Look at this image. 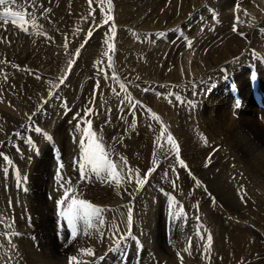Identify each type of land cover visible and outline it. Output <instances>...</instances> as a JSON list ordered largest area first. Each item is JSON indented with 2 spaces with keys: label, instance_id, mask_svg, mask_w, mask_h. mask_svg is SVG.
<instances>
[{
  "label": "bare ground",
  "instance_id": "obj_1",
  "mask_svg": "<svg viewBox=\"0 0 264 264\" xmlns=\"http://www.w3.org/2000/svg\"><path fill=\"white\" fill-rule=\"evenodd\" d=\"M9 3H11V0H9ZM9 3L0 6L1 14L6 9L13 11L14 8L12 6L14 4ZM59 6L61 7V5ZM118 8L120 11L121 9L125 11L127 9H139V19L136 25L140 30L149 29V31L154 30L162 34H170V37H167L168 41H170L168 43H164L161 39L160 41L156 40L155 44L149 42V47L148 44L146 45L142 42V44L137 46L139 44L136 42L137 40H130L127 44V48L132 47L134 49L137 46L135 47L134 56L129 57L130 52L126 54L127 64L132 65L133 60L138 61L142 54H147L151 56L154 68H157L158 71L162 69L168 72L166 73L167 75L173 76H171L174 81L172 83L177 89H171L172 93L187 94L186 96L184 95V101H181L184 103L182 105L178 104L180 102L177 103L176 100L170 103V99L169 103L164 101L166 103L165 106H160L159 103H162L161 99H157L153 103L149 99L152 96L150 90L158 88V85L162 83V79L158 78V75H155L157 78H154L153 73L152 78L154 80L152 79V82L149 81L147 86H144L146 84L143 83L142 79L132 81V86L138 85L133 91L131 86H129L131 82L127 81L128 79H123L125 80L122 81L125 83L124 86L131 90L129 92L133 95L135 101H138V99H135L137 93L140 97L139 102L143 106L149 107L151 105L149 109L154 111L152 120L149 117L147 120H143L141 117L142 119L138 118L141 122L137 123L138 120L133 122L131 114L134 111L135 117H137L136 108L127 112L128 119L123 117L126 114L125 110L120 112L119 115L118 110L116 111L114 107V110L112 108L110 110L96 105V109H91L90 102L88 103L87 101L89 106L84 102L92 94V88L87 84V79H90L89 77L94 78L97 76L96 74L100 75L102 73V70L96 69L99 66L96 63L98 59L92 58V61H90L91 55L89 56L85 53L81 54L79 58H75L73 55V51H76L74 46H68L65 49L66 51H64V47L62 44H58V41H54L55 43L52 41L43 42L40 46L36 42V39L40 36L34 29L32 30L37 35L26 37V41H23L19 39L21 35L17 32V29L21 28L16 25L17 23L0 21V27H6L7 29L6 32L2 31L3 28L0 29V34L3 37L0 46V58L10 66L22 68L23 72L33 71L34 73L35 69L40 68L35 63L41 60V56L44 55L43 50L45 48H48V50L50 48L53 49L52 66L55 67L54 64H57L58 60H60L59 66L57 65V71L62 73L67 68V74H65L68 76H65L67 81H63L64 85H60L57 90L50 91L49 94L54 96L52 99H60L63 105L59 107L52 106L63 109L66 106H72L70 103L72 102L78 109L82 105L84 107L82 109L87 112L89 117L84 121L81 119L83 117H78L75 112L70 111L69 114L63 116V113L54 111L51 115L48 114L49 120L47 119V122H40L41 124L37 126L39 129L42 128V131L38 133L35 130L32 131V126L31 130H29L22 123H18L19 121L16 122V119L14 120V117L10 114L11 112L7 111L6 106H0V153L7 155L14 167L17 168L16 174H11L12 176H10L12 178L14 176V179L10 180L11 182L0 175L6 180L8 191L7 193L4 189L5 185L1 180L2 178H0V217L3 218L2 223H0V244L9 242L10 240L8 241L4 237L7 234L21 232V228H23L22 232L24 231L27 235L23 237L24 241L17 240V238L0 246V250H11L3 256L0 254L3 257L2 260H5L7 264H35L33 261L35 252L32 240L35 242L38 228L42 226L40 236L46 239L43 242L46 245L37 244V246L49 251L48 256L52 263L69 264L70 260L67 261V259L75 256V264H108L111 259L114 261L117 259L115 262L112 261L114 264H121L126 241H121L120 237L124 239H132L134 237V235L127 234L131 230L132 232L134 231L133 228L130 229L131 224L128 223V215L126 214V212L128 213L131 210V223H135L134 220L139 219L140 222L154 225L155 228V232H152L149 236L144 234L146 233L144 230H141V233L145 235V240L143 236L134 237L136 241L142 240L145 243L141 264H144V260L147 257V247L154 251L155 257L158 259L157 264H264V237L256 230L253 232L241 226H233L234 221L238 222L237 219L239 218L244 222L252 221V218L264 222V193L263 196L260 195L262 198L251 194L254 198V203L245 202L251 190L249 191L248 189L246 191L242 186V190L244 189L246 192L240 198L238 197L239 195H236L239 191L237 193L235 186L240 181L242 182L248 178L242 179V177L239 181L238 174H234V172L238 173V167L242 171L245 170L246 173L250 172L257 180L254 181L252 179L254 185L256 184L264 189V121L247 118L245 114L249 117L253 112L248 108L239 110L240 114L238 110H235V113L230 111L229 102L224 100L225 92H228L229 89L224 92L223 90L219 91L217 88L212 94H207L215 84L220 87L217 82H207L210 78L216 76V72L219 73L231 66L237 67L239 72H234L233 80L241 82L242 95H245L250 74L244 76V73L250 72L249 65L254 66L259 73L264 71V28H262L264 25V0H127L121 2ZM59 13L62 15L61 12ZM129 13H126V15ZM136 14L138 13L136 12ZM178 14L181 15L180 18H183V21L179 19L176 22L178 24H175V21L172 22V20ZM213 18L219 24L211 22L210 19ZM50 19L52 20L49 22L51 23L48 25L49 29L51 27H59L60 20L58 21L54 17ZM202 19L203 21H205L204 19L209 20L205 23L201 21ZM157 20L161 24L156 23ZM25 21L29 22L30 20L24 18ZM200 21L205 24L201 26ZM31 22L37 24L39 17L33 18ZM44 22L45 20L42 21V24ZM39 26L41 27L40 24ZM46 26L47 23L44 27ZM124 26L125 21H122L121 25L118 26V32L123 31ZM142 35L144 36V34ZM149 36L148 38H150ZM187 38L191 41L194 40L198 43V47L200 46L198 51L201 53L196 50L197 46L193 49L197 51V57L191 50L186 51L184 49L187 45L183 41H187ZM125 41L127 43V40ZM94 44H96V41ZM99 50L101 49L99 48ZM102 50L104 51V49ZM83 51L91 52L85 51V49ZM147 55L145 56L147 57ZM70 61H73L71 67H69ZM66 63V68L63 70ZM234 68L231 69L233 71L237 70L236 68L234 70ZM43 69L45 68L43 67ZM156 70L153 69L151 71L156 72ZM232 70L230 71L233 72ZM146 71L148 73V70ZM43 72H46V70ZM20 74L22 73L20 72ZM84 75L89 77L86 78ZM145 76L147 75L145 74ZM261 78L264 79V75H261ZM168 79L170 80V78ZM219 80L224 82L225 77L221 75ZM17 82L19 83V81ZM181 83L182 85H180ZM224 85L226 86V84ZM143 88L150 91L149 94L151 95L149 98L148 94H145L147 92L145 89V92H142ZM202 90H204V93H201ZM49 98L48 96V100ZM181 100L183 99L181 98ZM218 100L222 102L220 103ZM76 104L78 105L76 106ZM236 107L238 106L236 105ZM155 111L159 112L161 116H159V119L163 123L154 119V117H158ZM254 111L256 112V110ZM88 121L92 124V131L95 133L97 141L101 142L104 148L108 147L110 149L109 151L105 150L108 153L107 159L116 165V176L114 179L108 178L107 173L104 172L99 176L94 175L90 171V166L85 167L88 181L80 178L78 164L85 162L79 141L83 139L85 144L88 142L84 136ZM165 121L171 126H175L179 138L175 137L174 134L171 136L179 146L180 159H183L187 165V168H180L179 164H177L180 170L178 174L169 169L176 163V152L167 143V131H164L163 137L160 136L162 130L167 129V126L171 127ZM173 121H176L177 125ZM133 124H135V127L132 126ZM46 128L53 133L55 142L60 145L62 152H60L57 143L48 145V148L41 143V140L45 139L44 137L41 139V136L44 133L43 129L46 130ZM201 136L206 138L207 144L200 138ZM34 138L40 140L42 146L40 152L39 150L36 151L37 149L35 151L31 150L29 141L32 142ZM46 140L48 141V139ZM45 141L43 140L44 143H46ZM161 145L165 146L159 148ZM54 153L62 156L60 165L53 163L51 157ZM70 155H73L75 159L70 157ZM0 162H3L2 157H0ZM206 163L208 164L207 167L205 166ZM0 166L6 168L8 164H0ZM151 169L154 170L147 175L144 186L138 188L136 184L137 178H145V174L149 173ZM2 172L4 173L5 171L3 170ZM2 172L0 174H3ZM165 172L166 174H164ZM33 173L42 177V181L39 184L34 185L31 181L35 178ZM193 176L200 178L203 190L197 188L200 183L197 184V180H193ZM129 177H131V182H129ZM172 179L175 181L174 184ZM246 183L249 184L248 181ZM251 185L249 186L250 189ZM68 188L72 189L69 193V200L75 197L101 209L100 220H102V223L94 219L92 227L89 228L83 222H80L75 239L71 238V234L65 237L60 235L59 231H61V228H58L57 237L60 238L62 236L64 238V241L59 244L56 236L53 237L51 234L55 228L54 222L48 228L47 225L49 222L55 221L54 217H59L61 212L66 210L63 205L59 206L58 201L64 199L63 193ZM170 195L173 196L170 197ZM214 210L227 211L229 216L220 217ZM242 210H245L246 213L239 212ZM197 213L202 215V220H195L193 216ZM63 222L67 224L65 220ZM201 222L204 225L207 224L206 231L197 225H200ZM27 223L31 224L23 226V224ZM160 224H162L163 235L159 233ZM31 226L34 228H30ZM126 234L128 236H125ZM208 234L212 236L210 249H208L206 239H202V237L206 238ZM49 238L51 240L48 241L47 239ZM53 240L56 242L55 247L52 244ZM117 240L123 244L118 246L115 244ZM88 248L93 250V255H85L84 250ZM185 249H188V251H185Z\"/></svg>",
  "mask_w": 264,
  "mask_h": 264
},
{
  "label": "rangeland",
  "instance_id": "obj_2",
  "mask_svg": "<svg viewBox=\"0 0 264 264\" xmlns=\"http://www.w3.org/2000/svg\"><path fill=\"white\" fill-rule=\"evenodd\" d=\"M56 1V2H55ZM31 0V3L33 6H29V4L25 3L24 0H17L16 3H9V4H14L12 7L14 8L13 11H17V12H20L24 18H28L30 21L35 18V17H39V22L36 24L35 22L34 23H30L25 21H21V20H17L15 21V24L21 28V29H17L19 32V34L21 35L19 37V39H22L23 41H26V37H30V36H33V35H39L40 37L36 39V42L39 43V45L41 46L43 44V42L47 43V41H58L57 43L58 44H62V46L64 47V51H66L65 49H67L68 46H71L73 45L74 46V49L77 51L78 50V47H79V50H82V51H73V55L74 57L76 58H79V56L81 54H87V55H91L90 56V61H92V58L97 60L96 63L99 64V66L96 68L97 70H102V73L99 74H96L97 76H95L94 78L92 77H89V76H86L84 75L86 78H90V79H87V84L92 88V91H91V95L86 98V100L84 102H86V104H90V108L91 109H96V105L97 106H100L102 107L103 109L106 108V109H110L111 108L114 110V108L116 109V111L118 110L119 112V115H120V112H123L125 110V116H123L125 119H128L127 117V112L130 111V110H133L132 109V105L133 104H136V114H137V117H135V114L133 115V112L131 114V119L133 122H135L136 120L137 123L141 122L139 121V119H142L143 120H147L148 117L152 120V117L154 116V111L149 109V107H151V105H149V107L147 106H143V104H141L139 102V96L135 95V99H138V101H135L134 98H133V95L129 92L131 91L130 89H127V87L125 86L124 89H122L120 87V84H124L122 81H130L131 83L129 84V86H131V89L133 91L134 88H137L138 85H136L135 87L132 86V81H139V80H143V83L146 84L144 86H147L149 81L152 82L154 80V78H157V76L155 75H158V78H161L162 79V83L159 84L158 88H154L153 90L151 89V94L152 96H150L151 94L149 90H146V88H143L142 89V92H145L147 91L145 94L148 96H150V102L153 103V101H157V99H161L162 103H159L160 106H165L166 103H169L168 101L170 100V103L173 101V100H176V102H180L178 104L182 105L184 103H182L184 101V97L187 95L186 93H183V94H176V93H172L173 91H171V89L173 88H176V86H173L174 83H172V77L166 73L168 72H165L164 70L162 69H159L160 71H158L157 68H154V66L152 65V58L151 56L147 55V54H142V56L140 57V59L138 61L136 60H133L132 61V65L136 68H134L132 65H129L127 64L126 62V54L128 52H130V56L131 57L132 55L134 56L135 55V50L137 46H139L140 44L144 43V44H148V47H149V44L152 42V43H156V40L157 41H163L164 43H168L170 41H168L167 37H170V34H167V33H161L159 31H154V30H150L147 29L145 31H142L140 30L136 23L138 22V19H139V9H133V10H129L127 9L126 11L123 9H120L118 8L120 3L121 2H125L127 0H111V6H110V9H109V4H108V0H93L92 4L90 5L89 4V0ZM62 2V3H61ZM52 3V4H51ZM54 3V4H53ZM57 3V5H56ZM16 5V6H15ZM48 5V6H47ZM54 5V6H53ZM61 5V7L59 6ZM67 5V6H66ZM24 7V8H23ZM58 7V9H57ZM67 7V8H66ZM35 8V9H34ZM118 8V10H117ZM62 9V10H60ZM117 11H116V10ZM55 10V11H54ZM56 10H57V13H56ZM138 10V11H137ZM39 11V12H38ZM52 11V12H51ZM123 11H125L126 13H129L126 15V13ZM134 11V12H133ZM35 12V13H34ZM55 12V13H54ZM61 12L62 15L59 13ZM117 12V13H116ZM120 12V13H119ZM122 12V13H121ZM136 12L138 14H136ZM27 13V14H26ZM45 13V14H44ZM1 14V13H0ZM55 14V15H54ZM120 14V15H119ZM125 14V15H124ZM46 15V17H45ZM106 15H110L112 17V19L107 23L105 24L104 23V19H105V16ZM134 15V16H133ZM137 15V16H136ZM179 15V16H178ZM173 20L175 21L174 23L175 24H178L176 23L179 19H181V15L178 14ZM34 16V17H32ZM119 16V17H118ZM122 16L123 17V20H122ZM128 16V17H126ZM56 19V20H60V25L59 27H51V29H49L48 25H50L51 23V20L50 18H53ZM59 17V18H58ZM61 17V18H60ZM125 17V18H124ZM136 17V18H135ZM10 18V19H9ZM12 19V20H11ZM120 19V20H119ZM176 19V20H175ZM45 20L44 24H42V21ZM47 20V21H46ZM50 20V21H49ZM64 20V21H63ZM183 21V18L181 19ZM205 21H203V19L201 20L202 22H205L208 21L209 19H204ZM211 22H213L214 24H219V22L216 20L213 19H210ZM214 20V21H213ZM0 21L2 22H10L12 21L11 23H14L13 22V18L12 17H7V21L6 19H4L3 17H1L0 15ZM122 21H125V26H124V29L123 31L121 32H118V26L121 25V22ZM200 21V24L201 26L204 25L203 23H201ZM26 24H24V23ZM47 23V28L44 27V25ZM156 23H159L161 24V22L159 20L156 21ZM39 24L41 25V27L39 26ZM55 24V23H53ZM213 24V25H214ZM221 24V22H220ZM43 25V26H42ZM127 25V26H126ZM163 25V24H162ZM25 26V27H24ZM129 26V28H128ZM32 27V28H31ZM131 27V28H130ZM3 28V29H2ZM27 29V31H25L24 29ZM45 28V29H44ZM262 28H264V25L262 26ZM0 29H2V31L6 32V27H0ZM36 30V33L35 34V31ZM62 29V30H61ZM134 29V30H133ZM32 30V31H31ZM137 30V31H136ZM89 31H91V36L88 35ZM140 31V32H139ZM149 31V32H148ZM154 31V33H153ZM16 32V33H17ZM21 32V33H20ZM117 32V33H116ZM142 32V33H141ZM152 32V33H150ZM31 33V34H30ZM121 33V34H120ZM160 33V34H159ZM137 34V35H136ZM140 34V35H139ZM144 34V36L142 35ZM151 34V35H150ZM153 34V36H152ZM17 35V34H16ZM135 35V36H134ZM147 35V36H146ZM150 35V36H149ZM161 35V37H160ZM125 36H127L125 38ZM148 36L151 38H148ZM152 36V37H151ZM155 36V37H154ZM63 37V38H62ZM154 37V38H153ZM159 37V38H158ZM43 38V39H42ZM119 38V39H118ZM123 38V39H122ZM130 38V39H129ZM139 38V39H138ZM141 38V39H140ZM148 40H146V39ZM157 38V39H156ZM121 39V40H120ZM39 40V41H37ZM117 40V41H116ZM127 40V43L126 41L123 42V41ZM136 41L137 43H139L137 46L134 47V49L132 47H128L127 48V44L129 41ZM183 40H186V39H183ZM189 38H187V41H183L185 42V46L184 49H186V51H189L191 50L197 57L198 53L197 51L199 50V47H198V43H196L194 40H190ZM1 41H3V37L2 35L0 34V46H1ZM96 41V44H94ZM116 41V42H115ZM263 41H264V38H263ZM68 42V43H67ZM142 42V43H141ZM150 42V43H149ZM176 42V41H174ZM55 43V42H54ZM65 43V44H64ZM75 43V44H74ZM79 43V44H77ZM81 43V44H80ZM121 43V44H120ZM195 43V44H194ZM263 43V42H262ZM100 44V45H99ZM105 44V46H104ZM195 46H194V45ZM64 45H67V47L65 48ZM109 45H112L114 47H112V49L110 50L109 49ZM107 46V47H106ZM198 47L196 48V50L194 51L193 49H195V47ZM126 47V48H125ZM147 47V48H148ZM71 48V47H70ZM92 48V49H91ZM95 48V50H93ZM99 48L101 50H99ZM116 48V49H115ZM85 49V51L87 50L88 52L92 53L95 55H92L90 53H87V52H84L83 50ZM104 49V51L102 50ZM149 49V48H148ZM148 49H146L148 51ZM188 49V50H187ZM47 50V51H46ZM94 52H93V51ZM99 50V51H98ZM121 50V51H120ZM130 50V51H129ZM98 51V52H97ZM109 51V52H108ZM44 52V53H43ZM43 54L41 56V60L40 61H37V63H35L36 66H39L40 68H37V70L35 69L34 70V73L33 71L32 72H28V71H24L23 72V69L22 68H19L18 66H10L7 62L6 63H0V106L3 105V106H6V109H8L7 111L14 117V120L18 123H22L23 125H25V127L29 130H31V126H32V131H34L35 128H37V126L41 123H44V122H47L46 120L48 119L49 120V115H51L54 111H58L59 113H63V116H66L67 114H69V112H75L76 115L78 117H83L81 119H83L84 121H86V119H88V114L87 112H85L84 108L82 105H81V108L78 109L74 106V104L72 102L71 105L72 106H66L64 107L63 109H58L57 107L59 106H62L63 103H61L60 99H52L54 98V96H51L49 95L50 94V91H55L57 90L60 85L62 86V84L64 85V83H60V79L61 77H65V76H68L66 75L67 73V68H66V65L67 63L65 64V67L63 68V70H66L64 72H58L57 69H58V66H59V63H60V60H58L57 64L55 63V67H53V61H52V56L54 55V52H53V49H49L48 48H45L43 50ZM111 52V53H110ZM115 52V53H114ZM200 52V51H198ZM46 53V54H45ZM99 53V54H98ZM101 53V54H100ZM113 53V54H112ZM116 53H118L116 55ZM125 53V55H124ZM175 53V52H174ZM201 53V52H200ZM110 54V55H109ZM121 54V55H120ZM46 55V56H45ZM101 55V56H100ZM147 55V57L145 56ZM50 56V57H49ZM105 56V57H104ZM107 56V57H106ZM145 56V57H144ZM149 56V57H148ZM104 57V58H103ZM109 57H111V60H109ZM115 57V58H114ZM47 58V59H46ZM74 58V60H75ZM125 60H123V59ZM44 59V60H43ZM50 59V60H49ZM46 60V61H45ZM100 60V61H99ZM117 60V61H116ZM122 60V61H121ZM149 60V61H148ZM0 61H4L3 59L0 58ZM50 61V62H49ZM119 61V62H118ZM143 61V62H142ZM39 62V63H38ZM43 62H45L43 64ZM49 62V64H48ZM74 62H77V61H74ZM145 62V63H144ZM147 62V63H146ZM107 63V64H106ZM119 66H117V65ZM50 65V66H49ZM58 65V66H57ZM49 66V67H48ZM52 66V67H51ZM117 66V67H116ZM139 69H138V67ZM141 66V67H140ZM146 66V67H145ZM8 67V68H7ZM15 67V68H14ZM43 67L45 69H43ZM119 67V68H118ZM133 67V68H132ZM148 67V68H147ZM11 68H14L12 70H10ZM47 68H51V69H47ZM93 68V67H92ZM125 68V69H123ZM234 67H229L227 69H224L223 71H220L219 73L216 72V76L210 78L207 82H210V83H213V82H217L219 84L220 87H218L216 84L215 86H213L212 88H210V91L207 92V94H212V92L214 90H216L218 88V90H223L224 92L227 91L229 89L228 92H225V97H224V100L226 102H229L228 106L230 108V111H232L233 113H235V110H238V113L240 112L239 110H241L242 108H245V109H251L253 112L251 114V116L248 117L247 114H245L247 116V118H250L251 120H263L264 121V112H262L259 107H260V99L263 98V103H264V95L262 96L261 95V92L257 91V83L259 82V89L261 88L262 91L264 90V79L261 78V75H264V71H262V73L256 71V69L254 68V66H251L249 65V69H250V72H246L244 73V76H248L250 73H255V77H254V91L256 93V97L255 98H252L251 97V92L249 91V84L247 82V86H246V94L245 95H242V84L241 82L239 81H235L233 80V74L234 72H239V70L237 69V67H235L237 70H234L233 71L232 69ZM20 71H19V70ZM120 69V70H119ZM138 69V70H137ZM148 70V73L146 70ZM154 70H156V72H152ZM10 70V72H9ZM16 70V71H15ZM44 70H46V72H43ZM53 70V71H52ZM92 70V69H91ZM119 70V71H118ZM141 70V71H140ZM152 70V71H151ZM230 70H232L233 72H231ZM15 71V72H14ZM108 71V72H107ZM126 71V72H125ZM132 71V72H130ZM142 71H145V72H142ZM20 72L22 74H20ZM120 74H119V73ZM142 72V73H141ZM160 72V73H159ZM227 72V73H226ZM14 73V74H13ZM19 73V74H18ZM66 73V74H65ZM110 75H109V74ZM127 73V74H125ZM136 73V74H135ZM152 73V74H151ZM153 73H154V78L153 77ZM222 73V74H221ZM248 73V74H247ZM39 74V76H38ZM55 74V75H54ZM61 76H60V75ZM103 74V75H102ZM145 74L147 76H145ZM151 76H150V75ZM161 74V75H160ZM223 77H225V81L222 82V80H219L218 79H221V75ZM46 75V76H45ZM49 75V76H48ZM113 75V77H112ZM120 75L119 77L116 76ZM144 75V76H143ZM163 75V76H162ZM167 75V76H166ZM257 75V76H256ZM22 76V77H20ZM31 76V77H30ZM58 78H57V77ZM130 76V77H129ZM162 76V77H161ZM26 77V78H25ZM37 77H39V79H37ZM55 77V78H54ZM165 77H167L165 79ZM230 77V78H229ZM24 78V79H23ZM29 78V79H28ZM41 78V79H40ZM67 77H65V79H63V81L66 80ZM92 78V79H91ZM120 78V79H119ZM151 78V79H150ZM170 78V80L168 79ZM217 78V79H216ZM28 79V80H27ZM95 79V80H94ZM101 81H99V80ZM103 79V80H102ZM112 79V81H111ZM125 79V80H123ZM153 79V80H152ZM107 80V81H105ZM19 81V83L17 82ZM22 81V82H21ZM48 81V82H47ZM67 81V80H66ZM4 82V83H3ZM56 82V83H55ZM58 82V83H57ZM107 82V83H106ZM165 82V83H164ZM168 82V83H167ZM171 82V83H169ZM174 82V81H173ZM231 82H234L236 85L233 87L230 85ZM22 83V85H21ZM44 83V84H43ZM92 83V84H91ZM110 83V84H109ZM112 83V84H111ZM118 83V84H117ZM167 83V84H166ZM183 83V82H182ZM182 83L180 85H182ZM228 83V84H227ZM18 84V85H17ZM28 84V85H27ZM40 84V85H39ZM58 84V85H57ZM91 84V85H90ZM226 84V86L224 85ZM238 84V85H237ZM27 85V86H26ZM43 85V86H42ZM54 85V86H53ZM168 85V86H167ZM173 87H172V86ZM56 86V88H55ZM93 86V87H92ZM261 86V87H260ZM24 87V88H23ZM34 87V88H33ZM216 87V88H215ZM225 87V88H224ZM37 90H36V89ZM39 88V89H38ZM52 88V89H51ZM167 88V89H165ZM239 88V89H238ZM248 88V89H247ZM26 89V90H25ZM33 89V90H32ZM101 89V90H100ZM103 89V90H102ZM145 89V91H144ZM156 89V90H155ZM177 89V88H176ZM260 89V90H261ZM1 90H3L1 92ZM40 90V91H39ZM158 90V91H157ZM167 90V91H166ZM118 91V92H117ZM127 91V93H126ZM157 91V92H156ZM170 91V92H169ZM233 91L236 93L233 94ZM249 91V92H248ZM39 92V93H38ZM42 92V93H41ZM95 92V93H94ZM192 92V90H191ZM204 93V90L201 91V93ZM240 94H239V93ZM3 93V95H2ZM264 93V91H263ZM5 94V95H4ZM22 94H23V97H22ZM95 94V95H94ZM119 94V95H117ZM125 94V95H124ZM250 94V95H249ZM258 94V95H257ZM14 95V96H13ZM185 95V96H184ZM232 95V96H231ZM17 96V97H16ZM48 96L50 97L49 100H48ZM98 96V97H97ZM259 96V97H258ZM19 97V98H18ZM93 97V99H92ZM168 97V98H167ZM207 97H213V96H207ZM205 97V98H207ZM228 97V98H227ZM235 97V98H234ZM245 97V98H243ZM261 97V98H260ZM25 98V99H24ZM121 100H120V99ZM181 98L183 100H181ZM238 98V99H237ZM240 98V100H239ZM248 100H247V99ZM92 101H91V100ZM99 99V100H98ZM156 99V100H155ZM229 99V100H228ZM242 99V100H241ZM13 100V101H12ZM15 100V101H14ZM41 100V101H40ZM48 100V101H47ZM233 100V101H232ZM88 101V103H87ZM98 101L99 104H98ZM164 101L166 103H164ZM182 101V102H181ZM220 103L222 102L221 100H218ZM249 101V102H248ZM255 101V102H254ZM23 102V103H22ZM27 102V103H26ZM97 102V103H96ZM121 102V103H120ZM16 103V104H15ZM34 103V104H33ZM57 103V104H56ZM101 103V104H100ZM238 107H236V105ZM243 103V104H242ZM247 103V105H246ZM29 104V105H28ZM40 104V105H39ZM56 104V105H55ZM88 104V106H89ZM92 104V105H91ZM117 104V105H116ZM241 104V105H240ZM16 107H14V106ZM57 106V107H53V106ZM78 104H76L77 106ZM140 105V106H139ZM234 105V106H232ZM245 105V106H244ZM254 105V106H253ZM138 106V107H137ZM19 107V108H18ZM38 107V108H37ZM114 107V108H113ZM234 107V108H233ZM37 108V109H36ZM57 108V109H56ZM120 108V109H119ZM233 108V109H231ZM239 108V109H237ZM17 109V110H16ZM43 109V110H42ZM52 109V110H51ZM20 110V111H19ZM45 110V111H44ZM84 110V111H83ZM256 110V112L254 111ZM15 111V112H14ZM35 111V112H34ZM20 112V113H19ZM117 112V113H118ZM156 112V111H155ZM260 112V113H259ZM15 115H14V114ZM34 116H33V114ZM40 113V114H39ZM81 113H82V116H81ZM142 113V114H141ZM149 113V114H148ZM151 113V114H150ZM157 113V112H156ZM32 114V115H31ZM49 114V115H48ZM158 114V117L160 116L159 115V112L157 113ZM240 114V113H239ZM32 116V117H31ZM34 117V118H33ZM48 117V118H47ZM142 117V118H141ZM161 117V116H160ZM257 117V118H256ZM18 118V119H17ZM31 118H32V121H31ZM41 118V119H39ZM139 118V119H138ZM33 119H37V120H33ZM122 119V118H121ZM135 119V120H134ZM164 120V118H162ZM156 120V119H155ZM160 120V119H159ZM158 120V121H159ZM162 123L163 121L160 120ZM37 122V123H35ZM39 122V123H38ZM41 122V123H40ZM166 122V121H165ZM176 125H177V122L176 121H173ZM167 123V122H166ZM165 124V123H164ZM167 125L171 126L169 123H167ZM44 130V133L43 135L41 136V139L44 137L45 139H42L41 140V143L43 145H45L46 147L50 144H56L57 142H55V138H54V135L52 132H50L47 128L46 130ZM41 131H42V128H41ZM48 131V132H47ZM86 131V130H85ZM166 139H167V136L170 134L173 136V134L175 135V137H178V134H177V131H176V128L175 126H171V127H168L167 126V129H166ZM48 133V134H47ZM47 136H50V137H47ZM39 138H40V135H39ZM100 138V137H99ZM179 138V137H178ZM48 139V141L46 140ZM101 139V138H100ZM43 140L46 142L44 143ZM51 140V141H50ZM53 141V142H52ZM33 142V143H32ZM31 142V150L32 151H35V149H37L36 151L39 150V152L41 151V143H40V140L38 139H35ZM35 142V143H34ZM57 145L59 146V149H60V152L61 151V147L60 145L57 143ZM34 146V147H33ZM165 145H161L159 148L163 147ZM37 147V148H36ZM48 148V147H47ZM75 148V147H74ZM34 149V150H33ZM107 151H109L110 149L108 147L105 148ZM50 150V149H49ZM35 154V153H34ZM56 154V155H55ZM57 153H54V155L51 157L52 158V161L53 163H56L58 165H60L62 163V156L58 155ZM54 156H57L56 158H54ZM65 156V155H64ZM70 157L74 158L73 155H70ZM75 159V158H74ZM61 160V161H60ZM7 161H3V162H0V164L2 165H6ZM8 164V163H7ZM12 164V163H11ZM8 164V166L6 168H2L0 166V171L2 172L3 170L5 171L3 174H0L1 176H3L4 178H6L9 182H11L13 179H14V176L13 178L10 177L12 176L11 174H16V171H17V168L14 167V165L12 164ZM178 164V161L176 159V163L174 164V166H171L169 167L170 170H172L173 172H176L177 174L180 172L179 170V167L177 166ZM11 168V169H10ZM174 169V170H173ZM15 171V172H14ZM0 172V173H1ZM241 172V173H240ZM245 173V174H244ZM35 174V178L33 180H31L34 185L35 184H39L41 181H42V177H40V175H37L36 173H33V175ZM166 174V172L164 173ZM234 174H238V177H239V181H240V178L242 179H246L248 181V183L251 185V189H250V185L245 184V182H247L246 180L244 181H240V183H237V185L235 186L236 187V190H237V193L239 191L238 194H236L238 197L242 198L243 197V193L246 192L248 189L249 191L251 192L249 197L247 198V200H245V202H251V203H254V198L251 196V194H254L256 195L258 198H262L261 196H263V193H264V189H262L261 187L257 186L256 184L254 185V181H257L252 175L251 173L247 172L245 170H240V168L238 167V173L234 172ZM250 174V175H248ZM6 175V176H5ZM242 175V176H241ZM245 177H244V176ZM2 178V177H0ZM4 178H2V182L4 183V189L6 190V192L8 193L7 191V183H6V180H4ZM251 179V180H250ZM252 179L254 181H252ZM11 180V181H10ZM196 180L200 183L197 188L199 190H203V184L200 180V178H196ZM5 181V182H4ZM38 181V182H37ZM86 181H88V179H86ZM173 181V179H172ZM175 181H173L172 183L174 184ZM195 182V181H194ZM158 183V182H157ZM204 183V181H203ZM202 184V186H201ZM242 186L244 187V189H246V191L243 189L242 190ZM238 187V188H237ZM255 191H254V190ZM257 191V192H256ZM253 192V193H252ZM259 192V193H258ZM249 193V192H247ZM15 194V192H14ZM242 195V196H241ZM261 195V196H260ZM14 196V195H13ZM173 195H170V197H172ZM260 196V197H259ZM163 198V196H161ZM169 197V198H170ZM253 199H252V198ZM17 198V197H16ZM18 199V198H17ZM16 200V199H15ZM164 200V199H163ZM252 200V201H251ZM17 201V200H16ZM59 206H61L59 204ZM217 212V214L220 216V217H226V216H229V213L227 211H224V210H214ZM222 211V212H221ZM60 213V211H58ZM199 212V211H198ZM240 213H246L245 210H242V211H239ZM200 213V212H199ZM126 214L128 215V213L126 212ZM202 214V213H200ZM200 214H195L193 217L195 218V220H202L201 217L202 215ZM190 216V215H189ZM196 216V217H195ZM187 218V217H186ZM66 221L65 218L62 217V215H60L59 217L56 216L54 217V220L55 221H51L49 222V224L47 225V228L50 226V224H52L54 222V225H55V228L54 230L51 232L52 236L55 237L56 236V239L58 241L59 244H61L63 241H64V238H62V236L60 238L57 237L58 233H57V230L58 228H61V231H59L60 235H64V237L66 235H69L70 234V230L68 229L67 227V224L63 222V220ZM238 222H236V220L234 221L233 223V226L235 227H243V228H246L247 230H250V231H257L259 234H261L263 237H264V222L261 221V220H256L254 218H252V221L248 220L246 222H244L242 219H237ZM241 220V221H240ZM135 223H131V228L134 229V231L132 232V230L130 232H128L127 234H131V235H134L135 236H143V239L145 240V235H150L152 232H155V228H154V225H148L146 223H142L139 221V219H135L134 220ZM139 221V222H137ZM137 222V223H136ZM249 222V223H248ZM253 224H252V223ZM32 223V222H31ZM30 223V224H31ZM38 223V222H37ZM40 223V222H39ZM29 223L27 224H23V226H27V225H30ZM22 225V224H21ZM161 225L160 224V228H159V233L161 235H163V230L161 228ZM198 226L202 227L203 230H207V224H203L201 222V224H197ZM244 225V226H243ZM104 226V225H103ZM102 226V227H103ZM151 226V227H150ZM206 226V227H205ZM42 227V226H41ZM39 227L38 228V232H37V235L35 236V242L32 240V244H33V250H34V258H33V261L35 264H55V263H52L49 256H48V252L49 251H45L43 249H41L38 245H46V243H43L46 241L45 238H43L42 236H40L41 234V231H42V228ZM80 227V223L78 225V229ZM144 227V228H142ZM250 227V229H249ZM30 228H34V227H30ZM140 228V229H139ZM254 228V229H253ZM22 229L21 228V232H13L14 234H7L4 238L5 239H8L9 242H12L13 240L17 239V240H23L24 241V238L23 237H26V233L23 231L22 232ZM129 229V230H130ZM141 230H144V234L141 233ZM149 230V231H148ZM23 234V235H21ZM125 235V236H128V235ZM9 235V236H8ZM11 235V236H10ZM134 237L132 239H120L121 241H124V255H123V260H122V263L121 264H141L142 262V258H143V249H144V246H145V243H143L142 240H138L136 241L134 239ZM115 238V237H114ZM166 238V237H165ZM147 239V238H146ZM170 239V238H169ZM44 240V241H43ZM48 241L51 240V238L47 239ZM128 240V242H127ZM38 241V242H37ZM112 241V240H111ZM121 241H119L120 243L119 244H123ZM167 241V240H166ZM9 242H6V243H1L0 246H3L4 244H7ZM141 244H140V243ZM52 244L54 245V247L56 246V242H54V240L52 241ZM115 244H117L115 242ZM36 249V250H35ZM150 250V251H149ZM168 250H170L168 248ZM11 250H0V254L3 256L5 253H8L10 252ZM171 251V250H170ZM37 252V253H36ZM39 252V253H38ZM174 252V251H172ZM147 257L145 258L144 260V264L145 262H147L146 264H157L156 262H158V259L155 257V254H154V251L150 248V247H147ZM0 255V262L2 264H7L5 260H2L3 257ZM44 255V256H43ZM40 256V257H39ZM2 260V261H1ZM117 260V259H116ZM115 260V261H116ZM67 261H69V259H67ZM98 261V260H97ZM114 260L111 259V261L108 262V264H114V262H112ZM51 262V263H50ZM164 262V261H162ZM0 263V264H1ZM58 264H62L61 262H59ZM70 264V262H69Z\"/></svg>",
  "mask_w": 264,
  "mask_h": 264
},
{
  "label": "snow or ice",
  "instance_id": "obj_3",
  "mask_svg": "<svg viewBox=\"0 0 264 264\" xmlns=\"http://www.w3.org/2000/svg\"><path fill=\"white\" fill-rule=\"evenodd\" d=\"M11 2L16 3L17 0H11ZM24 2L29 4V6H33L31 3V0H24ZM92 2L93 0H89L90 5L92 4ZM7 3H9V0H0V6L5 5ZM108 4H109V9H110L111 0H108ZM0 15H2L4 19H7V17L9 16L12 17L13 22H15L16 20H21V21L24 20L23 15L17 11H11V10L6 9ZM111 19L112 17L110 15H106L104 19V23L107 24ZM24 30L27 31L26 28ZM91 34H92L91 31H89L88 35L91 36ZM65 47H67V45H65ZM109 49L110 50L112 49V45H109ZM109 60L111 61V57H109ZM0 63H6V61H0ZM72 63L73 61L69 62V67H71ZM37 79H39V77H37ZM63 79H64L63 77L60 78L61 84L63 83ZM120 87L123 89L125 86L124 84H121ZM135 108H136V104H133L132 109L134 110ZM134 114L135 112L133 111V115ZM154 119L159 120V117H154ZM132 126L135 127V124H133ZM34 130L38 133L41 131V129L39 128H35ZM165 130L166 129L161 131L160 133L161 137L164 136ZM84 136L87 138L88 142L87 144H85V141L83 139L79 141L80 147L83 152V160L85 162V163L78 164V171L80 172V178L82 180L88 179V174L85 171V167L90 166V171L94 175L99 176L102 172H104V173H107L108 178L114 179L116 176V165L107 159L108 153L106 152L104 146H102V143L97 141L96 135L92 131V124L90 121L87 122V129L84 132ZM200 138L204 140L205 144H207L206 138H204L203 136H201ZM29 143H31V141H29ZM167 143L171 145L172 148L175 149L176 159L178 161L179 167L187 168L185 161L183 159H180L179 157V146L176 144L175 140L170 134L167 136ZM0 157L3 158V161H7L8 164L12 163V161L7 157V155L0 153ZM205 166L207 167L208 164L206 163ZM153 170L154 169L149 170V173L145 174V178L143 179L137 178L136 184L138 185V188H142L144 186L147 175H149L151 171ZM189 174L191 175L190 170H189ZM192 178L193 180H196L195 176H193ZM177 179H179V177H177ZM129 182H131V177H129ZM117 183H119V181H117ZM197 184H199L198 181H197ZM71 191H72L71 188L66 189L65 192L63 193L64 199H61L60 201H58V203L60 205H63L66 208V210L61 212V215L66 219L67 227L70 230L71 238L75 239L77 232L79 230L78 225L80 222H83L86 225V227L90 228L92 227V222L94 219L98 220L100 223H102V220H100V214H101L100 208L94 206L93 204L85 200H82V199L78 200L75 197H72L69 200V193ZM66 201L68 202L66 203ZM2 219L3 218L0 217V223H2ZM131 221H132V211L129 210L128 211V223L131 224ZM120 238L123 239V237H120ZM202 239H206L208 249H210L212 245V236L208 234L206 238L202 237ZM116 243L119 246V240H117ZM84 251H85V255H88V256L93 255V250L91 248H88ZM185 251H188V249H185ZM69 260H70V264H75L76 257L75 256L70 257Z\"/></svg>",
  "mask_w": 264,
  "mask_h": 264
}]
</instances>
